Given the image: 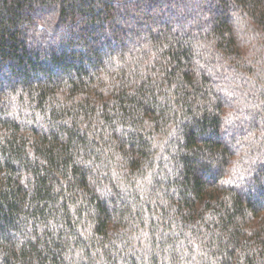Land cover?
I'll return each mask as SVG.
<instances>
[{
    "label": "trees",
    "instance_id": "1",
    "mask_svg": "<svg viewBox=\"0 0 264 264\" xmlns=\"http://www.w3.org/2000/svg\"><path fill=\"white\" fill-rule=\"evenodd\" d=\"M0 0V264H264V0Z\"/></svg>",
    "mask_w": 264,
    "mask_h": 264
},
{
    "label": "rangeland",
    "instance_id": "2",
    "mask_svg": "<svg viewBox=\"0 0 264 264\" xmlns=\"http://www.w3.org/2000/svg\"><path fill=\"white\" fill-rule=\"evenodd\" d=\"M98 5H102L100 0H98Z\"/></svg>",
    "mask_w": 264,
    "mask_h": 264
}]
</instances>
